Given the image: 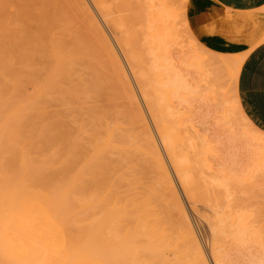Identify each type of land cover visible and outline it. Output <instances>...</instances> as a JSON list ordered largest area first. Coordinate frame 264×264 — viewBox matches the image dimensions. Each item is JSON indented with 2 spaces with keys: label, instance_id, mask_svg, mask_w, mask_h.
<instances>
[{
  "label": "bare ground",
  "instance_id": "bare-ground-1",
  "mask_svg": "<svg viewBox=\"0 0 264 264\" xmlns=\"http://www.w3.org/2000/svg\"><path fill=\"white\" fill-rule=\"evenodd\" d=\"M35 1L31 5L32 9L22 7L19 11L17 10L16 18L15 16L10 18L8 14L9 18L2 16L3 12L0 11V158L34 157L39 160L38 166L41 170L46 168L51 173H56H53L55 178L51 183L54 184L55 180V182L60 180L61 186L58 185V187L60 186V189L65 187V190L78 187L122 186L124 183L121 180L125 176L123 173H126L127 178H131L128 181L126 179L129 189L133 187L134 190L137 189L135 187L147 189V192L152 195V204L156 202H159L158 205L163 204L165 207H162L166 208L169 219L175 216L177 218V214L180 217L177 230H179L181 244H176V240L166 234L165 230L157 227V223L150 227L148 241H150L149 249L152 251V254L149 253L152 255L151 264H211L208 252L214 264H264V236L262 238L257 229L250 228L247 216L242 212L244 208L240 205L242 202H235L236 194L231 191L235 185L240 184L241 179L239 180L238 177L244 171H247L249 175H251L250 172H256L257 174H252L255 177L259 174L260 177H264L262 175L264 174V148L263 152L259 153L255 166H249L247 170H239L241 166H238L239 169L235 167L238 161L235 159L237 155L232 156L235 165L232 169H236L237 174L228 165L224 167L225 162L218 163L217 167L218 165L220 167L215 168L210 158L211 152L216 151L212 146L214 141L201 135V130L195 125L201 124L193 122L195 113L192 115L193 105L189 104L192 96H198L197 92L201 91L198 88L202 86L197 82L201 83L210 78L211 85L209 86L210 82L207 81L206 85L202 83L205 86L201 89L210 90L215 95L218 92L215 89L217 86L224 88L223 92L219 88V94H217L221 96V103L224 105V127L229 128L232 122L238 119L237 121L240 120L246 125L243 128V125L241 126L242 134L258 144L264 143V132L247 121L245 115L241 114L240 118H235L241 105L239 97L233 95L238 94L237 78L249 50L219 51L202 43L193 33L190 22H187L190 20L188 17L190 0H47V3L46 0ZM49 2L53 4V8ZM45 3L53 12L47 10L48 13H46ZM11 5L9 3L7 7L11 8L13 6ZM91 8L94 9L96 16L91 12ZM32 13L40 15L42 21H39L38 31L43 36L46 34L48 36L42 55L49 60L50 65L46 68V76L43 80L38 78L36 72V54L40 50L27 41L30 37L26 30L21 29V24L19 35H16L13 30L18 22L23 23L22 18L28 21ZM208 16L209 19L221 21L223 24L233 21L228 9L224 13L215 11ZM56 22H62L63 27L59 30L55 29ZM182 25H184L183 28ZM105 27L109 29L110 34ZM92 29L97 30L101 38L107 61V75L111 78L112 84L108 86L123 99L120 103L122 107L112 109L114 112L110 110L112 107L109 110L107 107V109L103 108V105H98L100 108L94 107L97 106L92 103L94 100L88 98L91 93L100 95L103 83H110L107 79H101L95 65L93 70L91 69L94 74V79L91 78V81L88 79L87 82L83 76L81 78H84L85 82L79 79L82 83L77 81V84H74L69 79L70 75H73L74 66L86 67L89 63L85 64L82 35L93 31ZM210 31L217 33L220 30L212 26ZM169 35L175 36L176 43L179 42L178 47L181 45L184 49L187 48L186 51L178 50L183 55L174 51L177 48L173 47L176 46L175 44L170 43ZM66 36H69L70 41L66 40ZM175 38H172L174 42ZM117 46L119 50L123 49L119 52L122 56L125 55L123 56V58L126 57L125 59L119 54ZM171 50L181 55H177V58H180L173 56L175 54H172ZM192 67L200 73V76L202 74L204 79L196 81L195 77L190 78ZM81 69L84 70V68ZM82 74L85 75L84 72ZM66 82L72 83L73 86H65ZM53 93H59L58 96L62 98L67 94L71 95L77 104H81L79 106H82V109L83 105L94 107L84 106L90 112L91 117L89 116L88 122L81 119L77 129L74 128L73 131L61 117L51 115L47 99ZM201 95L200 93L199 96ZM139 97L142 98L144 106H141ZM80 98H85L89 103L84 99H81V103ZM189 112L191 114L186 115ZM237 124L233 127L240 130ZM196 139L200 141L197 142ZM115 153L121 156V160L119 158L115 161L111 158L113 154L116 155ZM132 154L139 156L138 160L135 158L137 164V161L142 160L137 167L140 170L135 169L137 165ZM56 175L59 177L57 178ZM262 178L261 180H264ZM41 185L46 186V184ZM58 187L56 186L55 189ZM249 188L251 189L248 187L247 190ZM181 190L188 207L183 200ZM143 194L142 197H144ZM247 196L249 197L250 193ZM158 205L154 204L153 212H157L156 208H161ZM141 209L144 208L141 207ZM193 216L197 217L198 222H202L204 226V233L209 239L208 252L193 224ZM176 231L172 232L176 234ZM139 248L142 249V247ZM145 248L147 249L146 246ZM134 252L128 253L129 259ZM127 256L125 259L128 258ZM132 256L133 262L136 260L140 264L141 260L135 259L139 255ZM168 257H172V262ZM122 259L120 261L124 262ZM1 261L7 264L3 259ZM106 261L107 264H112ZM117 261L114 263H121ZM129 264L133 263L129 262Z\"/></svg>",
  "mask_w": 264,
  "mask_h": 264
},
{
  "label": "rangeland",
  "instance_id": "rangeland-1",
  "mask_svg": "<svg viewBox=\"0 0 264 264\" xmlns=\"http://www.w3.org/2000/svg\"><path fill=\"white\" fill-rule=\"evenodd\" d=\"M34 1L35 0H1L0 11L3 12L2 16L8 17L7 16V14H8L9 17L10 16L13 17V16L17 15L15 12H18L19 9H21L22 7L32 9L31 5L34 3ZM9 3L12 4L14 7L12 5H11L12 6L11 8H9L10 6L7 7V4H9ZM46 3H47V0H46ZM49 3H50V5H52L51 7L53 8V4L51 2H49ZM46 5H47V7H44V8H45L46 13H48V11H50L51 7L49 8L48 4H46ZM29 6H30V8H29ZM1 7H3V8H1ZM50 12H53V11L51 10ZM91 12L95 13L94 9L91 8ZM49 14L52 15L53 13L52 14L49 13ZM31 15L32 16H30L28 21L25 20L24 18H22L23 23L18 22V25H15L16 28L14 26L13 30H14L16 35H19L20 34V28L19 27L21 24V29H23V31L26 30L29 37H30L27 41L33 45H36V48H38L40 50L36 54V62H37L36 72H37L38 78L43 80V78L46 76V68H47V66L50 65L49 60L42 55L43 50H44V45L47 43V40H48V36H47V34L43 36L38 31L39 24H40L39 21L40 22L42 21L40 19V15L39 16L33 15V13ZM94 15L96 16V13ZM15 18H16V16H15ZM187 22H190V21L188 20ZM54 26H55V29H57V30H59L63 27L62 22H56V23H54ZM183 27H184V25H182V28ZM105 29L110 34V32L108 31L109 29H107V27H105ZM92 30L93 31H91V32L89 31V32H86L85 34H83L82 35L83 38L81 37L84 41V47H85L84 48V54H83V56L86 57L85 58L86 59L85 64L88 62H89L88 65L90 63L91 64H90V66L87 65L86 67H81V66L79 67L78 65L74 66L73 67V70H74L73 75L72 76L70 75L69 79L74 84L75 83L77 84V81H79V79H83L84 82H85V79L87 82H88V79L91 81V78L94 77V74H92V70H93V65H95L96 70H98V73L101 76V79L102 78L107 79V81L110 83L109 84L107 82H106L107 84L103 83V85H102L103 89L101 88L100 95H95V94L91 93V95H89L88 98L90 97L91 100H94V102H92V103L97 105L94 107L100 108V106H98V105H101V106L103 105L102 107L105 109L108 108V110L110 109V107H112L110 110L113 111L112 109L122 107V106H120V105H122L120 103H122L123 99H121V97L119 96V94L115 90L109 88V86L111 84V78L107 75V61H106V57L104 55V51L102 49L101 38H100L97 30H95V29H92ZM186 35H188V34H186ZM172 36L173 35H169V38H171L170 39L171 42L170 41L169 42L171 44H173V45L175 44L177 46V47L173 46L175 49L177 48L176 50H174V48H173V50L176 51L177 53L182 51V49L184 51H186L187 50L186 47H185L186 49H184V47L181 45L178 47L177 44L179 42L176 43L177 39L175 38V36H173V37ZM68 38H69V36H66V40L70 41V39H68ZM172 38L176 39L175 42L173 41ZM181 47H183V48H181ZM117 49H118V52L120 50L123 51V49L119 50L118 46H117ZM173 50H171L172 54H175L173 56H175L176 58H177V55L178 56L183 55L182 52H181L182 54L179 53V54H181V55H179V54H176V52H173ZM178 50H180V51H178ZM119 54H120V52H119ZM40 55H41V57H39ZM120 55L122 56V54H120ZM123 56H125V55L123 54ZM123 56H122V58H123ZM125 58H123V59H125ZM178 58H180V57H178ZM80 62L83 63L84 60H83V62L82 61H80ZM41 66H43V67H41ZM40 67H41V69H40ZM77 68L79 70H77ZM80 68H84V70L83 69L80 70ZM192 68H190V69L192 70ZM81 71H82V73L84 72L85 75H83L81 73ZM197 72L198 71L195 68H193L192 72L189 74V77L190 78L195 77L196 81L198 79H201V80H202V78L204 79V76L202 77V74L200 76L199 75L200 73L199 72L197 73ZM83 76L85 79L81 78ZM224 76H227V75H224ZM224 76H223V79H224ZM205 79H207V77ZM211 79H213V78H211ZM225 79H227V77ZM204 81H201V83H200V81H198L197 83L199 85L201 84L202 87L206 85L205 83H207V81L210 82L209 86L212 83L210 78H208L207 80H204ZM79 82H78V84L82 83V82H80V83ZM66 83L67 84H65V86H73L72 83H70V82H66ZM202 83L205 85H202ZM105 85H106V87L104 88ZM107 86H108V88H107ZM201 88H198L199 91L200 90L201 91L197 92L198 96L197 95L192 96L193 97L191 99L192 101L190 100V102H192V103L189 102V104L193 105V109L191 108L193 110L192 115H194V113H195V115H194L195 117L193 116L195 118V120H193V122L198 123V125L201 124V125H199L200 127L197 126V124H195L196 127H198L201 130L200 131L201 135H203L205 138H209L210 140L214 141V143H213L214 145L212 144V146H213V148L216 149V151L211 152V154H210L213 157V158L210 157L212 159V164L215 165V168H218V167H220V165H218V167H217L218 163L221 164V163L225 162L227 164L224 163V167H226L228 165L229 168L231 170H233L232 168H234L233 166H235V165H234L232 159H234L233 157L237 155L235 157V159L238 161H237V166H235V167L237 168L238 166H241L242 168L240 167V169L238 167L239 170H243V169L247 170V168H249V166L250 167L252 165L255 166L256 160L259 157V153L264 148V143L261 142L258 144L255 140H251L250 138H248L247 136L242 134V130H243L242 128L244 127L245 124L244 123L242 124V122L240 120L237 121L238 119L237 120L235 119V122H237L239 125L233 121L234 123L232 122V126L230 125L229 128L224 127V123H223L224 105H222V103H221L222 102L221 96L217 95V94H219V88L220 87L219 88H218V86L216 88L214 87L215 89L218 90L217 94H215V95L213 93H211L210 90H208V91L204 90L203 91ZM205 89H209V88H205ZM205 91H206V93H205ZM220 91L223 92L224 88H222V89L220 88ZM200 93L202 94L201 96H199ZM233 93H234V91H233ZM82 94H83V91H82ZM58 95H59V93H53L47 99L48 100V107H49L48 110H49L51 115H56L58 117H61V119L66 123V125L70 129H73V131L75 129H77L79 123L82 121L81 119H85V122H88V120L91 117L89 115L90 114L89 110H87L88 108L92 107L90 104H89L90 106L83 105V109H82V106H79L81 104H79V103L77 104V102H75V100L71 97V95L67 94L63 98L58 96ZM229 95H231V94L229 93ZM68 96H70V97H68ZM231 96H229V97H231ZM233 96L238 97V94L234 93ZM202 97L205 100H203ZM222 97L224 98L225 96L223 95ZM218 98H220V99H218ZM231 98L233 99L234 97H231ZM81 99L86 100L85 98H80V101H81ZM139 99H140V97H139ZM210 99H211V101H210ZM66 100H67V102H66ZM87 101L88 100H86V102ZM139 101H140L141 106H144L142 98ZM175 101L177 102L178 100L175 98ZM219 102H220V104H218ZM81 103H82V101H81ZM88 103H89V101H88ZM216 103H217V105H216ZM184 104L186 105V103H184ZM204 105H206V106H204ZM214 105H215V107L213 108ZM84 106H86L88 108H86V107L84 108ZM94 107H92V108H94ZM203 107H205V108H203ZM216 107H218V108H216ZM93 110L94 109H92V111ZM145 110H146V108H145ZM207 111H208V113H207ZM190 114H191V112H189L186 115H190ZM241 114L245 115L242 108H240L238 113H236L235 118L242 116ZM196 115H197V117H196ZM86 116H88V117H86ZM120 117H122V116L120 115ZM212 117H213V119H212ZM245 117H246L247 121H249L254 127H256L247 118L246 115H245ZM200 121H201V123H199ZM209 122H210V124H209ZM235 124H237V126L239 127L240 130H238L237 128H235L236 130L234 129V127H236V126H234ZM207 125H209V126H207ZM127 126H129V125H127ZM241 126H242V128H241ZM216 127H218V128H216ZM245 127H246V125H245ZM247 127H248V124H247ZM212 133H213V135H212ZM214 136H217V137H214ZM213 138H215V140H213ZM224 140H226V141L224 142ZM194 141H195V139H194ZM196 141L198 142L200 140L196 139ZM222 141H223V143H222ZM239 145H240V147H239ZM229 148L231 150H234V151H231ZM228 151L231 153V155ZM234 152H236L237 154H235ZM115 154L116 155L113 154L111 156V158L114 159L115 161L119 160V158L121 160V156L118 153H115ZM132 155H134V154H132ZM213 155H215V157ZM135 158H137V160H138L139 156L136 157L134 155L133 159H135ZM242 159H243V161H241ZM137 162H138V164L136 163V159H135V164L137 165V166L135 165L136 166L135 169H138L137 167H139L140 163H142V160H139ZM242 162H243V164H241ZM38 163H39V160L34 158V157H28V158L4 157V158H0V263L1 264L3 263L1 261L2 259L4 261H6L7 264H107L106 260H108V262H112V264H113L114 262L116 263V261L120 257H121L120 259H122L123 256L124 257H123L122 261H124V262H121L119 259L117 261V263H119V261H120L122 264H124V263H126L127 260H130L129 261L130 263L132 262L134 264V262H135L136 264H138L137 262H139V261L136 262V260H135L133 262V258H132L133 256L132 255H135V257L137 255L140 256V257L137 256V258H135L137 260H141L140 264H142V263L143 264H146V263L151 264L152 255H149V253L152 254V251L149 249V243H150V241H148V240H150L149 231H150V227L156 223H157L156 224L157 227H159L162 230H165L166 234H169L172 239L176 240V244L182 243V241L180 240L179 232H178L179 230H177V229H179L178 220L180 218L178 216V214H177L178 219L175 218L176 216L173 219H169L168 216L166 215V208L162 207V206H164L163 204L158 205L159 202H156V203H157L158 207H161L162 209L156 208L157 212L156 211L153 212L155 210L153 206L156 203L152 204L153 199H152L151 193L147 192L148 190L145 188H143V190H142V187H139V188L135 187V189L137 188L136 189L137 192H136V190L133 189L134 187L132 188L131 186H129L130 188H132V189H129L126 182L128 180H130L131 178H127L126 173H123L125 176H123L122 177L123 180H121V182L123 181V183H124V184L122 183L123 187L122 186H118V187L115 186L112 188H110V187H108V188L107 187H99V188H97V187H90V188L80 187L79 188L78 187V188H72L71 190L70 189L68 190V188H66V190H65V187H63V188L61 187L62 189L59 188L61 186L59 184L60 183L59 179H58L59 180L58 182H55L56 181L55 180L54 184L51 183V182H53V178H55L53 175L56 173H54V172L51 173V171H49L46 168L41 170L38 166ZM238 163H239V165H238ZM140 167L142 168V165ZM229 168H227V170H230ZM138 170H140V168ZM235 170L236 169H234L233 172L235 174H237L238 172H237V170L236 171ZM122 172H124V171H122ZM243 173H241V176L238 177L239 180L241 179V182H239L240 184L242 182H244V183H242L243 185L241 184L243 186V188H241L242 186L240 184H237L232 188L231 191L234 192V194L238 195L237 197L235 195V202H237V201L239 203H240V201L242 202V203H240V205L244 207L242 212L244 215L247 216V221L249 222L250 228L257 229L259 234L261 233L260 236L263 238V236H264L263 235L264 234V192H263L264 191V182L263 181L264 180H261L262 176L260 177V174L256 175V177H255V175H252L256 172H250L251 175H249V173L247 174V171H244ZM262 175H264V174H262ZM60 176L63 179V176L62 175H60ZM56 177H57V175H56ZM128 177H130V176H128ZM142 177H144L143 174H142ZM148 177H149V175H148ZM145 178H147L146 175H145ZM126 179H127V181H126ZM262 179H264V177ZM145 181H148V179L147 180L145 179ZM255 181L258 183H256ZM259 181H261V182H259ZM121 182H120V185H121ZM41 184H46V186H42ZM49 184H50V186H49ZM51 185H52V187H51ZM54 185H56L57 187H58V185H60V186L58 187V189L56 188L57 189L56 190L55 189L56 186H54ZM53 186H54V189H53ZM238 186H240V187H238ZM244 186L251 187V189L249 188L250 190L249 189L247 190L248 187L246 188ZM140 188H141V190H139ZM247 191L250 193L249 197L247 196V194L249 195V193ZM254 191H255V193H254ZM138 193H140V194L138 195ZM258 193H260V195ZM142 194L144 197H142ZM181 194H182V190H181ZM182 196H183V200L185 201V203L188 207V203H187L186 199L184 198V194H182ZM245 196H246V198H245ZM238 197L240 198V200H238L239 199ZM247 197L249 198V200H247L248 199ZM254 202L256 205L254 204ZM257 202H259V203H257ZM140 206L143 207L145 210L141 209ZM149 211H151V212H149ZM164 211H165V213H164ZM149 213L152 214V216ZM163 216H164V219H163ZM165 217H167V218H165ZM196 218L197 217L193 216V218H192L193 224H194L195 228L197 229L196 231H197L199 237L201 238L200 240L202 241V244H203L205 250H207V252H208V250H209L208 249L209 245H207V244H209L208 236L206 235V233H204V228H203L204 226H203L202 222H200V221L198 222L199 219L197 220ZM149 220H150L151 224L149 223ZM167 220L170 222V224ZM255 220H256V222H253ZM258 220H259V222H258ZM137 221L139 223H137ZM171 221H174V222L176 221V223L171 222ZM250 221H252V222H250ZM162 222H163V224H162ZM199 223H201L202 225ZM250 223L252 224V226ZM170 227H173V228H170ZM133 230H135V231L133 232ZM171 230L172 231L177 230L175 232L176 234H174V232H172ZM137 232H139V233H137ZM140 234H141V236L139 237ZM263 240H264V238H263ZM143 242H144V244H143ZM133 244H134V246H133ZM127 245H128V247H127ZM138 246L142 247V249L139 248ZM145 246L147 247V249L145 248ZM137 247H138V249H137ZM206 247H207V249H206ZM32 250H33V252H32ZM127 251H129V252H127ZM130 252H134L131 255L132 260H131V258L129 259L130 256L128 253H130ZM169 253H171V252L169 251ZM208 253H209L208 257H209L210 263L214 264L213 261L211 260L212 256H211L210 252H208ZM126 256L128 257L127 259H125ZM168 259L171 260L172 257H168ZM234 259H235V257H234ZM129 262L127 261L128 264H129ZM171 262H172V260H171ZM121 263H119V264H121ZM109 264H111V263H109ZM235 264H237V263H235Z\"/></svg>",
  "mask_w": 264,
  "mask_h": 264
},
{
  "label": "crops",
  "instance_id": "crops-1",
  "mask_svg": "<svg viewBox=\"0 0 264 264\" xmlns=\"http://www.w3.org/2000/svg\"><path fill=\"white\" fill-rule=\"evenodd\" d=\"M227 9L231 23L209 19V14ZM188 10L192 31L202 43L219 51L249 50L237 78V92L247 118L264 132V0H190ZM212 26L220 31L211 33Z\"/></svg>",
  "mask_w": 264,
  "mask_h": 264
}]
</instances>
